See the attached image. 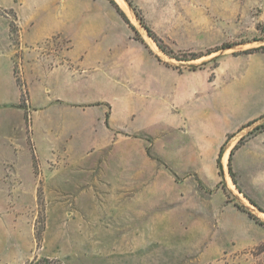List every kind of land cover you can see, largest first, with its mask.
Instances as JSON below:
<instances>
[{
    "label": "rangeland",
    "instance_id": "obj_1",
    "mask_svg": "<svg viewBox=\"0 0 264 264\" xmlns=\"http://www.w3.org/2000/svg\"><path fill=\"white\" fill-rule=\"evenodd\" d=\"M18 1L27 15L39 0H0V40L9 37L0 50V145L25 150L19 175H0V264H264V50L245 52L264 45V0H116L138 30L130 27L133 36L160 60L206 76L207 114L220 117L208 122L201 177L182 175L199 165L177 155L167 159L171 169L154 158L119 164L104 146L107 133L92 128V108L46 107L40 82L30 87L24 74L31 78L29 64L40 58L69 63L70 43L59 34L24 46ZM137 13L175 55L190 60L162 52ZM224 43L232 46L208 54ZM81 87L92 96L102 92L95 83ZM151 134L144 136L148 153L152 145L167 154L185 143L176 129ZM119 136L113 131L111 140ZM47 146L55 147L50 163ZM233 148L237 185L229 172ZM171 170L179 174L175 183Z\"/></svg>",
    "mask_w": 264,
    "mask_h": 264
},
{
    "label": "crops",
    "instance_id": "obj_2",
    "mask_svg": "<svg viewBox=\"0 0 264 264\" xmlns=\"http://www.w3.org/2000/svg\"><path fill=\"white\" fill-rule=\"evenodd\" d=\"M30 4L31 11L24 15L23 3L18 1L20 38L24 46L39 45L59 34L70 43L66 52L69 63L50 65L40 58L29 64L31 78L24 74L30 87L33 79L40 82L41 96L49 101L46 107L57 105L61 110L77 113L92 108L95 113L92 128L107 133L104 146L111 149L109 157L119 164L131 165L136 159L148 164L154 158L170 168L167 159L177 155L199 165L191 166L182 175H204L208 122L213 125L220 117L216 112L207 114L205 95L209 86L205 75L200 76L197 71L181 73L160 60L153 46L133 36L130 26L109 0H39ZM8 39L0 40V50L8 47ZM7 54L15 77L12 55ZM258 73L264 79V65ZM89 83L98 85L101 95L82 91L85 88L81 85ZM31 100L33 103L32 96ZM144 117L147 121L142 122ZM154 129L179 130L185 143L175 146L173 151L169 148L167 154L156 151L152 145L153 150L148 153L144 136L154 137L151 134ZM113 131L119 132L118 139L111 140ZM20 148L9 142L0 145V175H9L13 169V175H19L25 156L22 154L25 150ZM54 152L55 147L47 146L43 154L47 163ZM26 163L30 170L31 160ZM171 172L175 183L179 174ZM189 177L184 176V182Z\"/></svg>",
    "mask_w": 264,
    "mask_h": 264
},
{
    "label": "trees",
    "instance_id": "obj_3",
    "mask_svg": "<svg viewBox=\"0 0 264 264\" xmlns=\"http://www.w3.org/2000/svg\"><path fill=\"white\" fill-rule=\"evenodd\" d=\"M111 3H112V5L116 8V10L119 12V14L122 16V18L126 21V23L132 28V30H134L135 32H136V35L138 34V30L136 29V27H135V25L131 22V20H130V18L127 16V14L125 13V11L120 7V5L117 3V1L116 0H109ZM137 15H138V17H139V19H140V22H141V24H142V26L147 30V32H148V35L150 36V37H152L153 39H154V41L156 42V44H157V46L159 47V49L162 51V52H164L165 54H167L168 56H170V57H173V58H176V59H178V60H190V58H188V57H179L178 55H175V53H174V51L172 50V49H170L169 47H168V45L164 42V40L162 39V38H160L159 36H158V34H156L147 24H146V22H145V20H144V18H143V16H140L139 15V13H137ZM136 38L138 39V40H141V38L140 37H138V36H136ZM143 43H145L144 42V40H141ZM232 45L231 44H227V43H224L221 47H216V48H214V49H211V50H209L208 51V54H212V53H214V52H216V51H219V50H221V49H224V48H228V47H231ZM260 49H262V50H264V45L263 46H260V47H256V48H252V49H247V50H245V52H248V53H252V52H254V51H256V50H260ZM202 55H199V54H194V59H196V58H199V57H201ZM192 58V59H193ZM23 89H22V95H23ZM249 125V124H248ZM234 149L235 148H233L232 150H231V153H230V157H229V172H230V175H231V177H232V179H233V181H234V183L237 185V181H236V178H235V173L233 172V169H232V165H231V160H232V156H233V153H234ZM220 157H221V154L219 155V158H218V166H220ZM239 188V187H238ZM239 190L242 192V190L239 188ZM248 199H249V201L253 204V205H255V206H257L259 209H261L262 210V208L252 199V198H250L249 196H247L246 194H244ZM237 206H238V208L240 209V210H243V208H242V206L241 205H239V204H236ZM249 216L250 217H252L251 216V214H249ZM253 218V217H252Z\"/></svg>",
    "mask_w": 264,
    "mask_h": 264
},
{
    "label": "bare ground",
    "instance_id": "obj_4",
    "mask_svg": "<svg viewBox=\"0 0 264 264\" xmlns=\"http://www.w3.org/2000/svg\"><path fill=\"white\" fill-rule=\"evenodd\" d=\"M121 1V0H120ZM121 3H123L122 1H121ZM125 4V3H124ZM123 4V5H124ZM227 156H228V152L225 154V157H223L225 160H227ZM236 188V187H235Z\"/></svg>",
    "mask_w": 264,
    "mask_h": 264
}]
</instances>
